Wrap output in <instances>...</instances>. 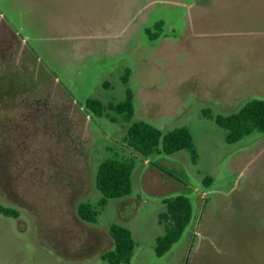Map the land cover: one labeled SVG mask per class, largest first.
<instances>
[{"label":"rangeland","instance_id":"rangeland-1","mask_svg":"<svg viewBox=\"0 0 264 264\" xmlns=\"http://www.w3.org/2000/svg\"><path fill=\"white\" fill-rule=\"evenodd\" d=\"M0 12L21 39L0 23V204L19 213L0 215V264H108L113 224L132 232L130 264H264V134L230 144L214 120L264 101V0H0ZM128 90L132 123L187 128L195 156H141L124 116L85 108ZM110 158L134 163L133 190L98 208ZM177 196L193 219L158 257ZM82 202L96 223L76 220Z\"/></svg>","mask_w":264,"mask_h":264},{"label":"trees","instance_id":"trees-1","mask_svg":"<svg viewBox=\"0 0 264 264\" xmlns=\"http://www.w3.org/2000/svg\"><path fill=\"white\" fill-rule=\"evenodd\" d=\"M11 31L14 32L12 27ZM14 34L18 36L16 32ZM128 76L129 71L124 78L125 84L128 82ZM85 108L96 117L106 115L116 122L117 117H111L110 111L124 116L127 123H132L135 117L134 94L128 90L126 99L118 105L105 106L98 99H89ZM214 120L218 126L227 131L226 139L230 144L239 142L255 131L264 134V101L251 100L238 112L227 116L219 115ZM124 143L130 150L144 157L159 152L160 147L167 155L189 150L195 156L193 137L185 127L164 134L162 130L147 122H135L130 126ZM134 168L132 161L113 158L105 160L99 166L95 185L103 197L98 202V208H104L109 200L125 198L132 194ZM164 204L166 209L159 215V224L164 227V234L157 238L155 247V254L158 257L165 256L175 244L180 242L193 219V207L188 197L177 196L165 199ZM78 212L87 223H96L100 214L99 210L89 203H82ZM0 215L9 218L19 217L18 211L1 204ZM109 235L113 240V248L103 253L101 259L108 264H130L136 249L132 232L119 224H113L109 228Z\"/></svg>","mask_w":264,"mask_h":264},{"label":"flooded vegetation","instance_id":"flooded-vegetation-1","mask_svg":"<svg viewBox=\"0 0 264 264\" xmlns=\"http://www.w3.org/2000/svg\"><path fill=\"white\" fill-rule=\"evenodd\" d=\"M200 2H201V0H199ZM187 6H189V9H192V5L191 4H189V5H187ZM135 20V19H134ZM0 23H2V21H0ZM3 25H4V23H2ZM5 26V25H4ZM5 29H6V32H8V36H11V38H13L14 40H16V41H18V43H19V45H21V39L19 38V36H17L16 34H14L12 31H10L9 29L7 30V28L5 27ZM254 100H259V99H254ZM48 104L49 103H44V106H48ZM31 108V107H30ZM222 116V115H221ZM82 203H85V202H82ZM82 203H80V205L82 204ZM79 205V206H80ZM79 206H78V208H79ZM78 208H77V211H76V220L78 221V222H80L82 225H84V226H87V224H86V221H84L83 219H82V217L79 215V212H78ZM89 227V226H88ZM101 245V246H100ZM103 246H104V243H101V242H99V245H96V246H94V248H98V249H102L103 248ZM105 253V252H104Z\"/></svg>","mask_w":264,"mask_h":264},{"label":"crops","instance_id":"crops-1","mask_svg":"<svg viewBox=\"0 0 264 264\" xmlns=\"http://www.w3.org/2000/svg\"><path fill=\"white\" fill-rule=\"evenodd\" d=\"M0 21H2V23H4V25L7 28V30L9 29L11 31L10 23L8 22L7 18L3 14H1V12H0Z\"/></svg>","mask_w":264,"mask_h":264}]
</instances>
